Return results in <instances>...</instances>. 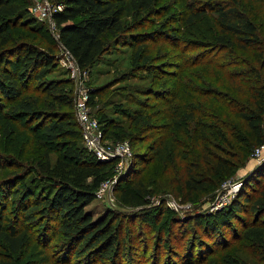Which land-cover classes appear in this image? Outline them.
<instances>
[{
	"label": "trees",
	"instance_id": "16d2710c",
	"mask_svg": "<svg viewBox=\"0 0 264 264\" xmlns=\"http://www.w3.org/2000/svg\"><path fill=\"white\" fill-rule=\"evenodd\" d=\"M61 3L62 10L52 14L57 34L55 40L47 22L30 13L26 2L0 0V107L11 104L12 113L37 123L42 136L38 140L41 153L34 167L28 170L23 166L17 167L15 162L0 166V245L5 244L10 252L17 254L34 239L41 240L42 245L49 248L60 237L63 238L64 247L61 259L56 258L57 263L71 264L74 260L75 264H123L128 251L127 242L132 241L134 231L124 227L122 215L115 211L109 210L95 218L86 210L106 182L107 170L116 164V160L102 162L81 145L73 80H50L46 76L55 70L58 53L64 54L65 51L74 59L81 73L89 72L106 53L111 39L118 41L116 43L125 38L130 42L140 40V37L147 36L140 29L146 27L148 15L163 17L164 14L154 8L155 0H63ZM259 5L263 6L261 3ZM251 11L252 7L244 4L243 0H210L201 8L189 10L187 25L195 26L210 13L216 26V45L205 47L206 50L195 55L196 60L194 55L187 54L194 50L195 44L190 46L193 48L187 47L188 40H183L179 33L181 28H173V33L163 28L153 30L145 42L155 37L171 41V46L176 49L182 47L179 67H206L213 63L211 55L215 52L219 54L226 49H230V53L234 52L233 49L245 52L261 45L260 30ZM170 19L178 21L176 16ZM143 49L142 45L137 48L139 54ZM230 56L227 60L225 56L221 57V64H211L215 65L212 70L217 78L214 84L203 80L201 75L195 77L194 83L198 82L199 88L194 87V101L188 104H194L193 108L186 106L179 98L175 106L178 104L190 109L189 112L183 113L182 109L177 111L175 106L170 105L178 97V88L170 94L169 85L161 78L163 91L153 90L152 94L157 102L164 104L157 112H145L143 109L155 110L156 106L141 103V108H144L135 118L136 124L145 128L144 132L157 128L155 130L159 134L155 142L149 145L148 153L135 154L126 176L127 184H118L115 191L121 206L141 210L130 220L132 224L137 219H143L144 226L141 228L157 227L156 255L149 264H194V241H184L185 247L188 246L185 255L177 250L181 236L192 230L202 231L208 238L207 243H212L210 246L207 244L200 253L199 261L213 255L214 249L221 244L223 250L229 248L226 234L222 232L227 230H235L234 237L242 236L256 245L257 253L264 257V164L245 177L239 193L227 209L211 215L196 214L181 222L182 230L176 243L167 248L166 263H162L161 246L165 231L172 222L162 219L166 213L163 206H158L154 210L155 216H150L151 192L141 178L143 168L161 155L164 145L168 144H163L168 134L159 131L163 129L162 125L168 123L174 125L171 128L175 130L184 122H194V135L187 146L189 150V145L192 146L194 159L188 160L180 168L182 174L176 179V187L181 191L176 192V197L192 192L207 193L221 187L248 163L255 148L264 145V54H259L253 65L248 62L236 63L232 60L235 57ZM13 57L20 63L17 72L9 68ZM135 59H141L143 63L140 66L148 65L149 71L154 72L150 54L140 58L136 55ZM163 66L159 70L164 77L169 72H163ZM174 76L176 81L184 80L181 70ZM208 76L210 79L215 77L212 74ZM98 95L99 90L89 92V105H94ZM168 96L171 98L168 99ZM160 111L165 113L162 118L165 123L159 116ZM104 122L111 125L109 118ZM157 122L162 124L157 125ZM12 127V122H7L4 130L0 127V146L3 138L12 135ZM172 138L175 139V136ZM2 160L0 157V163ZM6 170L11 171L12 182L17 185L10 183L14 186L9 185L1 192V188L10 180L1 179V174ZM32 172L41 181L48 182L49 186L46 188L38 184L33 188L28 183L19 188V183ZM10 200H13L14 207L8 218L4 219ZM243 213L252 215V220H242L240 217ZM147 217L152 218L153 222L145 223ZM180 221L174 220L173 225ZM235 221L243 225L240 231L233 226ZM173 225L171 228L177 229ZM38 230L40 237L37 236ZM168 232L169 235L173 234L170 230ZM139 235L144 234L139 232ZM0 264L17 262L13 256L0 254Z\"/></svg>",
	"mask_w": 264,
	"mask_h": 264
},
{
	"label": "rangeland",
	"instance_id": "374dc122",
	"mask_svg": "<svg viewBox=\"0 0 264 264\" xmlns=\"http://www.w3.org/2000/svg\"><path fill=\"white\" fill-rule=\"evenodd\" d=\"M62 1L63 0H23V2L28 4L30 13L38 19L46 18L44 17L46 12L45 2H47L52 8ZM208 1L210 0H155L154 8L161 10L164 16L160 17L159 15L155 16L153 14L148 15L146 27L140 30L148 36L149 32L161 28H163V30L166 29L169 33H173V28H181L179 33L183 40H188V43L186 44L187 47L193 48L190 46L193 43L195 44L194 50L187 54H190L189 56L194 55V60H196L195 55L197 53L206 50L205 47L216 45V26L214 24V17L209 13L193 27L187 25L186 18L190 14L189 10L195 7L201 8ZM215 1L226 2L227 0ZM259 1L243 0L244 4L252 7L253 11H251V15L260 30L259 33L262 38L261 45L245 52L237 49H233L234 52L232 53L229 52L230 49H226L219 54L215 52V54L211 55V62H213L211 64L216 65L218 62L221 64V57L225 56L227 60L228 56L233 55L235 59L233 58L232 60L236 61V63L243 64L248 62V64L253 65L256 64L255 60L258 55L262 53L264 54V0L262 2ZM260 3L263 6H260ZM164 7H166V9ZM172 16H176V20L178 21H172V19H170ZM167 20L170 21L161 26V24ZM50 33L56 40L57 34L53 27L52 30L50 28ZM147 36L144 35L139 38L140 40H132L131 42L128 38L121 39L122 41H119V43H116L118 41H113V39H111L108 50L98 60L97 64L89 72L85 74L79 73L77 76L74 75L75 73L72 75L73 67H71L70 60H68L63 53L59 52L55 70L53 69L46 76L47 79L50 80L67 78L73 80L78 113H84L86 119L90 122L93 135L99 137L101 145L110 153L117 156L116 158L118 160L116 161V164L112 165V167L107 170V180L105 184L99 192H96L95 200L86 207V210L95 218L102 216L109 210L115 211L122 215L124 219V227L134 231L131 234L132 241L127 242L129 244L128 251L125 253L127 256L125 257L123 264L136 262L139 264H149L151 259L156 255L155 245L157 243V227L151 225L148 229L144 227L141 228L143 225V219H134L135 223L132 224L130 220L134 218L133 216L135 214L141 212V210L128 206H121L116 199L117 195L115 191V187L118 184H120V186L127 184L126 176H128L127 174L132 167V161L135 154L137 152L144 154L148 153V149L151 144L155 142V138H157L156 136L159 134L156 132L157 130H155L157 128L144 132L145 128L139 127L136 124L135 118L139 115V110L144 108H141V103H148L151 107L156 106L155 110H152V108L143 109L145 112H157V110L162 107L161 104L164 103L157 102L155 100V95L152 94L153 90H160L158 92L163 91L161 83L162 78L169 85L170 88L168 89V92L170 94L173 90H177L178 88V97L173 103H170L171 106L174 107L175 104L179 102L180 98L182 103L193 108L194 104H188L194 101V87L199 88L198 82L194 83L195 77L201 75L203 80H209L213 84L217 80L215 76L216 74L212 70L215 65L211 66L210 64L206 67L201 65L193 67L187 66L185 68L179 67L181 66L180 53L182 47L176 49L174 46H171V41H165L164 39H159L157 37L145 42L148 38ZM140 45H142L144 49L139 54L140 50L138 51L137 48ZM181 46L183 45L181 44ZM148 54L153 57L152 63L155 67L153 70L154 72L149 71L148 65L140 66V64L143 63L141 59L140 61H136L135 59L136 55H139L140 58ZM10 62V70L12 72H17L20 68L19 60L13 57ZM167 63L170 65L166 66ZM172 65H176L177 67H172ZM160 66L164 67L165 71L163 72H169L168 75L163 77L162 71L159 70L161 69ZM234 67L236 68V66ZM180 70L183 74L184 80L176 81L174 75H176L177 72H180ZM209 74L214 75V79H210L208 76ZM191 82H193L192 85H190ZM91 90H99V95L95 98L94 105H89L90 101L87 103L89 106L84 105L86 92L89 93ZM167 98L170 99L171 97L168 96ZM4 103L5 102H3V104ZM11 108V104L6 105V107H0L1 129L4 130L7 127V122H12L13 126L12 135L3 138L2 145L0 146V157L3 158V162L0 163V166L15 162L17 167L23 166V168L29 170L31 167H34L35 160L39 158L41 153L38 141L42 137L41 130L37 129V123L35 124L31 122L28 118L14 115ZM174 108L177 111L182 109L183 113H187L190 110L184 109V107L178 104ZM159 116H161L162 119L163 116H165V113L160 111ZM106 118L111 120V125L104 122V119ZM178 119L179 117L177 120ZM165 122L166 121L164 120L163 123ZM156 124L160 125L162 123L157 122ZM173 126L174 125H171V123L161 126L163 129H160L159 131L168 134L163 144L166 142H168V144L166 146L164 145L161 155L155 157L154 161L149 166L143 168V173L141 174V178H143L151 192L150 207L152 213L150 216H155L154 210L163 206V209L166 212L162 218L164 221L168 223L172 222L173 225L174 220H182L180 223L173 225L177 229H174V227L172 229V225L168 227V230L173 232L172 235H169L167 229L165 231L163 237L164 243L161 246L162 263H166L164 261L166 259L165 256L169 253L166 252L167 248L176 243L179 236L178 233L182 230L181 222L187 218L195 216L196 214L211 215L227 209L242 187L235 189V186L240 181L244 182L245 177L248 175L243 174L248 164H255L254 168L260 166L253 156V150L249 156L248 163L237 170L234 176L221 187L207 193L192 192L176 197V192L181 191L176 187V179L182 174L180 168L188 160L194 159V150L192 149V146L189 145L190 150L187 148L192 140L191 136L194 135V122H184L180 126H177L179 132L177 129H172L171 127ZM100 132L102 133L101 135ZM189 135L190 138L188 137ZM81 136V145L87 149L84 134L81 133ZM172 136H175V139H173L174 137L172 138ZM261 149L264 152V145ZM52 158L55 160V153H53ZM116 158H112L111 161ZM12 175L13 174L9 170H6L1 174V179H10L8 180L9 182L1 188V192L9 185H11L10 187L17 185L12 182ZM35 176L34 172L29 173L25 180L19 183V188H22L28 183L31 187L33 186V188L38 184L45 187L49 186L48 182H43ZM218 205H221L219 209L216 208ZM13 207L14 202L13 200H10L9 209L7 211L8 214L4 219L8 218ZM240 218L242 220L246 219L251 221L252 215L243 213ZM151 219L152 218L150 217L145 218V223H149ZM151 222L153 221L151 220ZM233 226L240 231L243 225L235 221ZM232 229L233 227L231 230ZM139 232H142L144 235L140 237ZM222 232L226 234V240L229 241V248L223 250L224 247L221 244L214 249L213 255H207L202 261H199L200 253L206 249L207 244L209 246L210 244L212 245L210 242L207 243L208 238L202 231L192 230L186 235L183 234L181 236L182 241L177 247V250L181 252L182 255L188 253V246L185 247L186 245L184 241L190 240V242L194 241V264H200L201 262V264H264V257L257 253L256 245L247 242L242 236L234 237L233 233H235V230L231 232L228 230ZM40 234V230H38L37 236L40 237ZM63 247L64 241L63 238L60 237H57L49 248L44 247L41 240L34 239L17 254H13L5 244H1L0 254L8 257L13 256V259L16 260L17 264H60L57 263L56 258L61 259V251L63 250ZM180 259H178L177 262ZM75 262L76 261L72 260L71 264H75ZM76 264H80V262ZM170 264H173V262H170Z\"/></svg>",
	"mask_w": 264,
	"mask_h": 264
},
{
	"label": "built area",
	"instance_id": "2783aa9c",
	"mask_svg": "<svg viewBox=\"0 0 264 264\" xmlns=\"http://www.w3.org/2000/svg\"><path fill=\"white\" fill-rule=\"evenodd\" d=\"M45 5H46V12L44 14V17H46V18H39V19L43 20L44 22H47L49 27L51 28V30H52V27H53V29H55L54 23L52 21V14L56 11L62 10V8H63L62 3L59 2L57 6L52 7V8L50 7V5L47 2H45ZM64 56H66L68 58V60H70L71 67H73L72 75L75 73L74 75L77 76L79 73H81L79 71L77 65H76V62L70 56V54L65 51ZM81 74H85V73H81ZM73 77H75V76H73ZM88 101H89V93L86 92L84 105L89 106L87 104ZM75 114H76L77 121L81 127V133L84 134L85 142H86L87 149L89 150V152L94 153L98 157V159L102 162H108V161H111L112 158H116L117 156L115 154L110 153L104 146L101 145V143L99 141V137L93 135L92 129L90 127V122L86 119L84 113H81V114L78 113L76 96H75ZM101 134L102 133L100 132V135ZM261 147L255 148L254 153H253V156L258 161V163L264 161V152L262 151ZM115 160L117 161V158ZM242 183L243 182L240 181L235 186V189H239V187L242 186ZM103 185H102V187H103ZM102 187L100 189H102ZM100 189L98 190V192L100 191ZM233 197H234V195H233ZM220 207H221V205L216 206L217 209H219Z\"/></svg>",
	"mask_w": 264,
	"mask_h": 264
},
{
	"label": "crops",
	"instance_id": "0c3cea01",
	"mask_svg": "<svg viewBox=\"0 0 264 264\" xmlns=\"http://www.w3.org/2000/svg\"><path fill=\"white\" fill-rule=\"evenodd\" d=\"M255 164H248L247 168L244 170L243 174L247 175V174H250L249 172H251L253 169H254V166Z\"/></svg>",
	"mask_w": 264,
	"mask_h": 264
},
{
	"label": "water",
	"instance_id": "95a60500",
	"mask_svg": "<svg viewBox=\"0 0 264 264\" xmlns=\"http://www.w3.org/2000/svg\"><path fill=\"white\" fill-rule=\"evenodd\" d=\"M263 163H264V161H262V162H259V164H260V165H261V164H263ZM259 164H258V165H259Z\"/></svg>",
	"mask_w": 264,
	"mask_h": 264
}]
</instances>
